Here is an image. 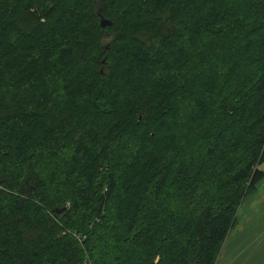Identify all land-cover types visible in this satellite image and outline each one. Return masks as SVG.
<instances>
[{
	"label": "trees",
	"instance_id": "16d2710c",
	"mask_svg": "<svg viewBox=\"0 0 264 264\" xmlns=\"http://www.w3.org/2000/svg\"><path fill=\"white\" fill-rule=\"evenodd\" d=\"M263 161L264 0H0V264H216Z\"/></svg>",
	"mask_w": 264,
	"mask_h": 264
},
{
	"label": "crops",
	"instance_id": "0c3cea01",
	"mask_svg": "<svg viewBox=\"0 0 264 264\" xmlns=\"http://www.w3.org/2000/svg\"><path fill=\"white\" fill-rule=\"evenodd\" d=\"M216 264H264V176L241 203Z\"/></svg>",
	"mask_w": 264,
	"mask_h": 264
},
{
	"label": "water",
	"instance_id": "95a60500",
	"mask_svg": "<svg viewBox=\"0 0 264 264\" xmlns=\"http://www.w3.org/2000/svg\"><path fill=\"white\" fill-rule=\"evenodd\" d=\"M99 25L101 27L110 26L111 25V21L105 19L101 14H99ZM61 209H56V212H60Z\"/></svg>",
	"mask_w": 264,
	"mask_h": 264
},
{
	"label": "rangeland",
	"instance_id": "374dc122",
	"mask_svg": "<svg viewBox=\"0 0 264 264\" xmlns=\"http://www.w3.org/2000/svg\"><path fill=\"white\" fill-rule=\"evenodd\" d=\"M261 165L264 166V162Z\"/></svg>",
	"mask_w": 264,
	"mask_h": 264
}]
</instances>
